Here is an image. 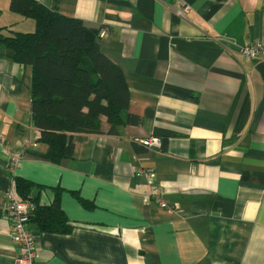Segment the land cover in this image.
Masks as SVG:
<instances>
[{"label":"crops","instance_id":"crops-1","mask_svg":"<svg viewBox=\"0 0 264 264\" xmlns=\"http://www.w3.org/2000/svg\"><path fill=\"white\" fill-rule=\"evenodd\" d=\"M38 1L107 29L100 46L140 123L114 129L103 118L100 134H76L72 157L53 163L32 124V66L0 58V264L19 251L4 197L15 177L37 187L39 205L58 199L71 228L42 233L32 220L34 264H264V59L240 52L264 40V0ZM0 24L6 35L36 29L10 0H0ZM153 136L162 149L141 144ZM28 142L37 146L26 151ZM16 151L24 157L12 170Z\"/></svg>","mask_w":264,"mask_h":264},{"label":"trees","instance_id":"trees-1","mask_svg":"<svg viewBox=\"0 0 264 264\" xmlns=\"http://www.w3.org/2000/svg\"><path fill=\"white\" fill-rule=\"evenodd\" d=\"M10 10L32 19L36 29L6 35L8 27L0 24V58L33 68L32 124L48 146L51 162L72 157L76 134H100L103 118L114 129L140 123L127 112L130 93L122 69L102 51V28L86 27L38 0H10ZM14 183L18 194L36 205L31 221L42 233L71 231L58 199L41 206L33 183L18 177Z\"/></svg>","mask_w":264,"mask_h":264},{"label":"built area","instance_id":"built-area-1","mask_svg":"<svg viewBox=\"0 0 264 264\" xmlns=\"http://www.w3.org/2000/svg\"><path fill=\"white\" fill-rule=\"evenodd\" d=\"M178 7V12L180 14L189 13L191 10V7L182 1L178 2ZM106 35L107 29L102 28L100 37L104 38ZM240 52L246 59H264V40L251 43L243 47ZM6 143V138L0 134V150L6 148ZM141 144L148 149H162L163 147L162 139L157 136L142 140ZM36 146V143L28 142L25 146L26 151L29 148H34ZM23 157L24 151H16L11 154L12 170L17 169L19 165H21ZM137 175L146 177L150 183H155L156 174L152 171H138ZM4 197L6 211L12 223L11 237L19 247L15 264H34L35 260L39 258L38 245L40 239L36 234L29 230L28 226L31 222L32 215L36 211V205L32 201L22 198L18 194L15 184L5 192ZM154 199L162 208L171 212H176V205H170L168 203L164 198L161 189H156ZM151 200V195L144 196V201L146 203L150 204Z\"/></svg>","mask_w":264,"mask_h":264},{"label":"bare ground","instance_id":"bare-ground-1","mask_svg":"<svg viewBox=\"0 0 264 264\" xmlns=\"http://www.w3.org/2000/svg\"><path fill=\"white\" fill-rule=\"evenodd\" d=\"M184 14H186V13H184ZM181 15H183V14H181Z\"/></svg>","mask_w":264,"mask_h":264}]
</instances>
